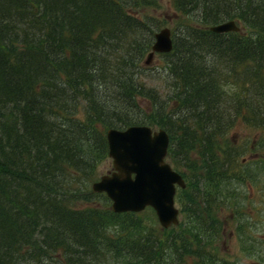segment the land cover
<instances>
[{
	"label": "trees",
	"instance_id": "trees-1",
	"mask_svg": "<svg viewBox=\"0 0 264 264\" xmlns=\"http://www.w3.org/2000/svg\"><path fill=\"white\" fill-rule=\"evenodd\" d=\"M155 4L0 0V264H56L57 251L59 264L217 261L214 207L264 179V157L245 158L264 154V0H170L173 46L158 68L141 63L164 24ZM227 20L240 31L209 30ZM156 73L161 86L144 75ZM134 124L166 130L186 183L168 245L152 208L115 213L91 188L105 130ZM238 124L255 132L250 146L229 137Z\"/></svg>",
	"mask_w": 264,
	"mask_h": 264
},
{
	"label": "water",
	"instance_id": "water-1",
	"mask_svg": "<svg viewBox=\"0 0 264 264\" xmlns=\"http://www.w3.org/2000/svg\"><path fill=\"white\" fill-rule=\"evenodd\" d=\"M235 21L212 26L217 32H226ZM169 27H162L155 37L162 36ZM156 42L153 44L155 45ZM153 49H155L152 46ZM152 55L145 60L150 64ZM169 135L162 128L147 125H133L112 131L108 152L116 159L114 170L100 176L91 184L95 192H106L112 199L111 209L137 212L151 207L163 228L178 220L179 209L175 205L176 187H185V181L178 171L166 160ZM125 155V163L118 159Z\"/></svg>",
	"mask_w": 264,
	"mask_h": 264
},
{
	"label": "rangeland",
	"instance_id": "rangeland-1",
	"mask_svg": "<svg viewBox=\"0 0 264 264\" xmlns=\"http://www.w3.org/2000/svg\"><path fill=\"white\" fill-rule=\"evenodd\" d=\"M155 3V5L147 8V11L162 20V23H164L162 27L168 26L169 28H171L172 21L175 20V15L174 10L170 4V0H155ZM151 62V65H149L150 67L152 66L153 68H158L163 64L164 60L161 54H156ZM141 63L143 64V62ZM158 74L159 73H156L152 76H148L146 74L144 75L147 77L146 80L149 84L151 83L152 85L161 86L162 80L158 76ZM162 88L164 90L166 86H163ZM231 134L233 136H230ZM254 134L255 132L251 133L244 124H238L230 131L229 137L234 144H238L240 140H245L248 138L247 141L248 145L250 146V143L254 142ZM254 154L256 156L259 155L264 157V154L258 153L257 151L253 150L252 152L248 151L245 154V158L253 157L255 156ZM250 165L253 166V164ZM259 166H262V164H259ZM112 170L113 165L111 158H104L97 168V178ZM243 189L244 193L247 195L246 200L241 202L235 201L232 204H224L220 207L217 206L219 209H217V207H214V210L217 214L216 218H218L219 228L217 231V235L214 236V239L212 240L210 245H207V248L216 251L218 257L216 258V262L211 261L209 264H221L220 261L223 259L228 260L229 264H264V179L263 182H260L259 184L257 182H254L253 184L252 181H250L249 183L247 182V184L243 186ZM96 201L98 202L99 200ZM92 204L95 205L96 202L93 201ZM176 206L180 208L178 203H176ZM236 208H238L242 212L240 214H233V211ZM143 211L144 210L139 213H142ZM152 211H150V214L158 223V226L156 228L159 230H163L157 220V217L155 216L154 211V214H152ZM209 214L210 211L207 210H203L201 212V215H205V217H207ZM142 215L145 218L146 214ZM179 219V224L173 227V229L171 228V230H169V233H159V236L161 238V245H168L171 240L177 239V235H175L177 233L174 229H178L180 223L182 222V214H180V211ZM239 225L240 228H238ZM246 228H248L249 232L244 231ZM193 230L196 233L194 228ZM196 245L197 241H194L193 246L196 247ZM180 251L181 249L177 250V252ZM56 254H58V262L56 260V264H59L60 251H57Z\"/></svg>",
	"mask_w": 264,
	"mask_h": 264
},
{
	"label": "bare ground",
	"instance_id": "bare-ground-1",
	"mask_svg": "<svg viewBox=\"0 0 264 264\" xmlns=\"http://www.w3.org/2000/svg\"><path fill=\"white\" fill-rule=\"evenodd\" d=\"M229 20H227V21H223V22H220V23H217V24H213V25H210L209 26V30H211V31H213V32H215V33H220V34H223V33H228V32H238V31H240V26H239V24H238V22H236L235 20H233V21H235V25H236V27L238 28V29H234L233 27H234V25L233 26H231V27H229V30L228 31H226V32H217L216 30H214L213 28H212V26H215V25H218V24H222V23H227ZM166 27H168V26H166ZM161 28H162V26L155 32V33H159V31L161 30ZM161 35L162 36H159V37H157L158 36V34L156 35V37H155V34H154V38H153V41H152V44H151V47H150V50L146 53V55H145V58H144V60H143V65L144 66H149V65H151V63L152 62H150V64L148 65V64H146L145 63V60L148 58V55H152V57H151V61L153 60V58L155 57V55L156 54H164V53H168V52H170L171 50H172V46H173V41H172V30L171 29H169V31H163L162 33H161ZM156 42V44L155 45H153L154 43ZM152 46L155 48V49H153L152 48ZM163 57V56H162ZM134 125H146V124H134ZM130 126H133V125H130ZM147 126H149V125H147ZM128 127V126H127ZM151 127V126H150ZM160 128H162V127H160ZM117 129H125V128H116V127H108L106 130H105V138H106V141H107V147H108V144H109V142H110V139H111V135H112V131L113 130H117ZM162 129H164V128H162ZM165 130V129H164ZM166 131V130H165ZM168 134V133H167ZM171 134V133H170ZM168 150V149H167ZM107 157H110L111 158V160H112V165H114V161H115V157L112 155V154H110L109 152H107ZM127 159H128V157L127 156H125V155H123L122 156V158H120V159H118V162H120V163H125L126 161H127ZM113 170H114V167H113ZM112 170V171H113ZM177 171V170H176ZM179 172V171H178ZM109 173H110V171H109ZM179 174L182 176V174H181V172H179ZM100 178V177H99ZM98 178V179H99ZM97 179V180H98ZM185 181V180H184ZM186 184V183H185ZM175 187H176V191H177V189L178 188H185V187H181V186H177V185H175ZM97 193H100V192H97ZM105 195H106V192H103ZM107 196V195H106ZM107 198L110 200V206L112 205V199L110 198V197H108L107 196ZM149 206H146L145 208H148ZM145 208H143V209H141L140 211H142V210H144ZM151 208V207H150ZM140 211H137V212H140ZM123 212H133V211H127V210H125V211H115V213H123ZM155 212V211H154ZM155 216L157 217V215H156V213H155ZM157 220H158V222L160 223V221H159V219H158V217H157ZM179 222H180V219H179V216H178V220L176 219V220H174V221H171L170 222V224L168 225V227H166V228H173V227H175V226H177L178 224H179ZM160 225H161V223H160Z\"/></svg>",
	"mask_w": 264,
	"mask_h": 264
}]
</instances>
